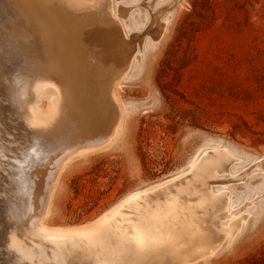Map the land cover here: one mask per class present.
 I'll use <instances>...</instances> for the list:
<instances>
[{
  "label": "rangeland",
  "instance_id": "1",
  "mask_svg": "<svg viewBox=\"0 0 264 264\" xmlns=\"http://www.w3.org/2000/svg\"><path fill=\"white\" fill-rule=\"evenodd\" d=\"M97 1H77V5H101L81 10L84 15L69 11L68 28L73 29H65L70 37L66 35L64 42L70 47L55 55L64 63L54 67L61 72L67 67L78 78L73 80L74 89H68L59 72L46 71L44 64L54 62L48 47L42 45L39 54L32 49L23 53L21 79L31 73L51 74L70 96L63 102L59 86L58 109L46 101L32 105L49 112L45 117L53 125L46 132L26 125L18 104L3 102L10 84L0 74V138L4 139L0 144L2 154L8 155L0 156V264H264V0ZM13 5L3 4L4 13L12 16ZM97 12L101 23L97 16L92 20ZM16 16L29 34L22 41L32 46L35 40L25 29H30V18ZM73 34L76 42L90 38L80 48L79 41L72 44L68 39ZM73 45L79 46L78 52ZM70 51L73 58L65 61L64 53L70 55ZM73 66L76 70H70ZM117 87L119 99L114 93ZM76 97L87 107L96 102L105 114L103 120L83 128L71 117L78 113L73 108ZM120 122L122 129L110 144ZM88 141L98 149L76 157L60 174L44 223L49 228L75 230L115 214L112 222L95 230L94 240H90L93 235H80L66 239L64 247L57 249L52 244L61 243L62 238L32 236L27 226L44 215L52 181L69 151L89 145ZM30 149L41 159L28 153ZM15 156L18 159H12ZM15 160L25 168L20 166L26 183L19 188ZM215 168L220 170L214 173ZM12 234L35 253L33 259H21L15 253L9 244ZM138 235L144 243L137 240Z\"/></svg>",
  "mask_w": 264,
  "mask_h": 264
},
{
  "label": "bare ground",
  "instance_id": "2",
  "mask_svg": "<svg viewBox=\"0 0 264 264\" xmlns=\"http://www.w3.org/2000/svg\"><path fill=\"white\" fill-rule=\"evenodd\" d=\"M79 2V0H66L65 2L63 1V0H58V1H56V0H5V2L2 0V2L0 3V23L2 24V27L0 28V74H1V77L5 80V82L6 83H9L10 84V87H9V90H10V94H9V96L5 99V98H3L2 100H3V102L6 104L7 102L8 103H10V104H12V105H16V104H18V105H16L17 107H19L20 106V109H23L22 111V115L23 116H21L20 115V117H22L23 119L25 118V120H26V122L28 123V124H26V125H29L30 127H32V128H35L36 130H39V131H41L42 132V130H45V132L48 130V128H51L50 126L51 125H53L52 123H49L48 122V120H47V118L45 117V115L47 114V113H49V112H47L43 107H33L32 105H35V103L37 102V103H40V102H42V101H46L47 102V104L49 105V107L51 108L52 106H54L55 104L57 105V109H58V107H59V104H60V102H59V100H60V96H61V93L59 92V90L57 89V87H59L60 86V84L57 82V81H55L54 80V78H52V77H50V75H48V74H46V75H39L40 73H38V74H35V73H31L30 75H28L27 74V76H29L28 78L26 77V78H24V79H21V77H19L20 76V74H19V69L21 68V67H23V63H22V59H23V57H24V54L23 53H25V52H28V51H30V50H28V49H32V51L34 52V53H36V54H39V51L41 50V46L42 45H45L46 47H48L49 48V50H50V52L54 55V58H53V60H54V62L53 61H49V62H47L46 64H44V67H45V69H46V71L48 72V73H51V71H52V73H57V72H59L58 74H62V76H63V79L62 80H64V83H65V85H67V87H68V89L71 91V89L73 88L74 89V79H75V81H78V80H76V79H78V78H74L75 76H73V74L70 72L69 73V71H68V69L69 68H67L66 67V69H65V67H63L62 68V70H63V72H61L60 70H59V68L58 67H54V65L58 62V56H55L56 54H58L59 55V53H60V51L62 50V49H64V47L66 48V46H68V47H70L66 42H64V40H65V38L67 39V37H65L66 35H69L68 37H70V33L68 32L69 31V29L71 28V31L70 32H72V29H73V27L71 26H69V28H68V23H69V21H70V17L68 16V14H69V11L70 10H75L74 12H76V11H80V12H82L81 10H83V9H86V8H90V9H92V7L94 8V9H92V10H95L96 9V7L97 6H95V3H93V4H88V5H77V3ZM104 1H107V0H104ZM11 2H13L14 3V5H13V9H14V11H12L11 13L13 14L12 16H11V14H9V13H7V11H6V13H4V7L2 6L3 4H5V3H11ZM89 2V1H88ZM97 2H99V0L97 1ZM103 4H105L104 2H103ZM102 4V5H103ZM101 6V5H100ZM100 6H98V7H100ZM104 6V5H103ZM9 7H10V4H9ZM97 7V8H98ZM103 8V7H102ZM102 8H100V10H102ZM104 8H105V6H104ZM98 10V9H97ZM96 10V11H97ZM72 11V12H73ZM87 11V10H86ZM106 11V10H105ZM104 10L102 11V12H105ZM72 13L73 15H77V14H75V13ZM80 12H79V14H80ZM91 12V11H90ZM89 12V13H90ZM92 12H94L95 13V11H92ZM100 13H101V11H99ZM83 14L82 15H84V11L82 12ZM88 13V12H87ZM107 13V12H106ZM16 14H25L26 15V17H29L30 19V21H31V25H30V29L29 28H25V29H28V30H30V33L32 34V36H33V39L35 40L34 41V43H33V45L32 46H30V45H27V44H25L23 41H22V39H24L25 37H26V35L27 36H29V34L28 33H25V31L24 30H22L23 28H21V25H20V23H21V21H17L18 19L16 18L17 16H16ZM97 15H92L93 16V19L92 20H95L94 19V17H96L97 16V18H98V15H100V14H98V12L96 13ZM81 15V16H82ZM86 15H88V14H86ZM86 15H85V17H86ZM90 15V19H91V16ZM78 16V15H77ZM89 16V15H88ZM18 17H20V15H18ZM22 17V16H21ZM74 17H76V16H74ZM100 16H99V18L97 19V20H100ZM28 20V21H29ZM81 20V19H80ZM87 20V19H86ZM89 20V19H88ZM17 22V26H14L13 25V22ZM85 21V20H84ZM90 21V20H89ZM14 22V23H15ZM101 22H103V21H101L100 20V23ZM77 23V22H76ZM79 24L81 23H83V22H78ZM90 23V22H89ZM93 23V22H92ZM95 23H97V22H95ZM78 24V25H79ZM16 25V24H15ZM78 25H75V27L76 26H78ZM83 25H85V24H83ZM82 25V26H83ZM90 25V24H89ZM89 25H88V27H89ZM98 25H99V23H98ZM81 26V27H82ZM74 27V28H75ZM80 27V28H81ZM100 27V26H99ZM78 28V27H77ZM85 28H86V26H85ZM101 28H103V27H101ZM68 29V31H66V30ZM99 29V28H98ZM76 30V29H75ZM91 30H94L95 31V28L93 29H91ZM91 30H89V31H91ZM103 30H104V28H103ZM85 31V30H84ZM87 31V30H86ZM93 31V32H94ZM97 31V30H96ZM95 31V32H96ZM77 32H79L78 30H77ZM99 32V31H98ZM69 33V34H68ZM73 33H74V31H73ZM85 33H87V32H85ZM102 33V32H101ZM105 33V32H104ZM78 34V33H77ZM91 33H89V35H90ZM95 34V33H94ZM74 35V34H73ZM86 35V34H85ZM85 35H83V36H85ZM89 35H87V37H89ZM96 35H97V33H96ZM96 35H94V36H96ZM80 36H81V34H80ZM92 36H93V34H92ZM91 36V37H92ZM93 36V37H94ZM73 37H75V35L74 36H72L71 35V39L70 38H68L69 40H70V42H71V40L73 39ZM86 37V38H87ZM32 38V37H31ZM76 38V37H75ZM74 38V39H75ZM83 38H85V37H83ZM85 38V39H86ZM90 38V37H89ZM77 39V38H76ZM76 39L75 40H72V44H73V42H76ZM84 39V41H82L81 42V40L79 41V39H78V41L80 42L79 44H81V43H83V42H86V40ZM94 40H96V37H95V39ZM27 41V40H26ZM78 41L76 42V44H78ZM91 41V40H90ZM36 42H39V44H37ZM96 41H94V43H95ZM92 43V42H91ZM71 44V45H72ZM75 44V43H74ZM76 46V47H75ZM73 45L72 46V48H77L76 49V51L78 52L79 51V49L80 48H82L83 47V45L81 44V46H80V48L78 49V47L79 46H77V45ZM71 48H69L68 50H70ZM68 50H67V52H68ZM85 50V49H84ZM66 50H64V52H65ZM72 52H73V49L71 50ZM70 51V55H68V53L66 52V53H64V54H66V56L64 55L63 56V53H61L62 54V56L63 57H65L64 58V60L66 61V59H68V58H73V55H74V53H73V55L71 54L72 52ZM76 51H75V56L74 57H76ZM81 51V50H80ZM82 52V51H81ZM80 53V52H79ZM79 53H78V55H77V57L79 56ZM52 55V56H53ZM68 55V56H67ZM29 56V55H28ZM33 56V55H32ZM70 56V57H69ZM72 56V57H71ZM61 57V56H60ZM68 57V58H67ZM82 57V56H81ZM32 58V57H31ZM61 59H63V58H61ZM75 59V58H74ZM73 59V60H74ZM82 59V58H81ZM60 60V59H59ZM63 60V61H64ZM76 60H77V58H76ZM76 60H75V62H76ZM80 60V59H79ZM79 60H77V61H79ZM62 61V62H63ZM81 61H83V60H81ZM41 62V61H40ZM60 62H61V60L58 62L59 64H60ZM70 62H72V60H70ZM69 62V63H70ZM41 63H43V62H41ZM64 63V62H63ZM63 63H61L62 65H63ZM67 64H68V62H66ZM77 63H80V61L79 62H77ZM83 63H84V61H83ZM83 63H81L82 65H84ZM60 64V65H61ZM66 64V65H67ZM70 64H73V63H70ZM42 65V64H41ZM60 65H58L59 67H60ZM82 65H80V69L82 68L81 66ZM27 66V65H26ZM28 67H30V66H28ZM73 67H75V66H73ZM85 67V66H84ZM54 68V69H53ZM22 69V68H21ZM20 69V70H21ZM76 70V67L75 68H71L70 67V70ZM79 69V68H78ZM78 69H77V71H78ZM25 69H24V67H23V71H24ZM22 71V70H21ZM22 71V72H23ZM82 71V70H81ZM22 72H20V73H22ZM36 72V71H35ZM37 72H39V71H37ZM80 72V71H79ZM68 73H69V75H68ZM83 73V72H82ZM33 74V75H32ZM76 74V73H75ZM80 75H81V73H79ZM21 75H24V74H21ZM54 75V74H53ZM77 75H78V72H77ZM19 77V79H17ZM77 77V76H76ZM79 77V76H78ZM15 79H17L18 81H17V83H16V81H15ZM121 81V80H120ZM117 82V81H116ZM63 83V82H62ZM8 84V85H9ZM78 84H81L80 83V80H79V83ZM77 84V85H78ZM81 86H82V84H81ZM61 87V86H60ZM65 88H67L66 86H64ZM114 87V86H113ZM62 88V87H61ZM64 88V89H65ZM82 88V87H81ZM63 88H62V94H63V102H64V100H65V96H66V98H68V100L70 99V96H67V93H68V90L67 91H65ZM118 87L116 88V89H114V90H116L114 93H115V98H117V99H119V91H118ZM78 90H79V87H78ZM77 90V91H78ZM113 90V91H114ZM84 93V92H83ZM66 94V95H65ZM79 94V93H78ZM92 95V94H91ZM113 95V94H112ZM6 97V96H5ZM72 97V96H71ZM83 97H84V95H83ZM88 97V96H87ZM88 99V98H87ZM58 100V101H57ZM91 100V99H90ZM71 101V100H70ZM86 101V100H85ZM92 102H94V101H92ZM8 103H7V106H8ZM5 104H2V105H5ZM88 104V103H87ZM96 104V102H94L92 105H94L93 107H87V106H85V104H84V102H82V100L81 99H79L78 97H76L75 99H74V102H73V108H74V110L77 112L78 111V113L77 114H75V115H72L71 117H75L79 122H80V125L84 128V127H87V126H91V127H93V126H96L97 125V123L98 122H100V121H102L103 120V118H104V112L101 110V109H99L98 108V105H95ZM12 105H10L11 106V108H12ZM14 109H16V107L14 108ZM18 109V108H17ZM17 109H16V111H17ZM19 109V110H20ZM56 109V110H57ZM62 110H61V115H62V111H63V103H62V108H61ZM54 110V109H53ZM53 110H51L52 112H53ZM50 111V110H49ZM55 111V110H54ZM11 112H13V111H11ZM65 112V111H64ZM1 113V112H0ZM15 113V112H14ZM18 113V112H17ZM21 113V112H20ZM18 115V114H17ZM61 115H60V117H61ZM11 117V116H10ZM18 117V116H17ZM51 117V116H50ZM49 117V118H50ZM60 117H59V119H60ZM65 117V116H64ZM1 118H3L2 116H1ZM55 118V116L54 117H52L51 118V120H53ZM9 119V118H8ZM20 119V118H19ZM23 119H21L22 121H23ZM58 119V120H59ZM68 119H70L69 117H68ZM24 120V121H25ZM13 121V120H12ZM18 121V120H17ZM50 121V120H49ZM5 122V121H4ZM69 122V121H68ZM70 122H71V120H70ZM123 122V121H122ZM122 122H120V124L118 125V127L115 129L116 131H115V135L113 136L114 138H110V144H111V142L116 138V136L118 135V133L120 132V130L122 129ZM12 123V122H11ZM5 125V124H4ZM14 125V124H13ZM55 125H56V123H55ZM71 125H73V124H71ZM7 126V125H6ZM29 127V128H30ZM0 128H2V127H0ZM3 128H4V126H3ZM115 128V127H114ZM28 129V128H27ZM31 129V128H30ZM87 129V128H86ZM32 130H34V129H32ZM31 130V131H32ZM35 130V131H36ZM84 130V129H83ZM3 131V130H2ZM1 132V131H0ZM43 133V132H42ZM4 134H6V133H4ZM35 134V133H34ZM33 134V135H34ZM2 135V134H1ZM32 135V136H33ZM37 136H42L41 135V133H39V135L38 134H36ZM4 136V135H3ZM16 137V136H15ZM34 137H36L35 135H34ZM43 137H44V135H43ZM42 137V138H43ZM33 138V137H32ZM39 138V137H38ZM62 138V137H61ZM67 138V137H66ZM3 139V138H2ZM2 139L0 138V141H2ZM12 139H13V136H12ZM11 139V140H12ZM29 139H31V138H29ZM44 139V138H43ZM43 139H42V141H43ZM56 139V138H55ZM58 139V138H57ZM60 139V138H59ZM67 139H69V138H67ZM4 140V139H3ZM15 140V139H14ZM13 140V141H14ZM38 140H40V139H38ZM38 140H36V138H35V141H38ZM45 140V139H44ZM61 140V139H60ZM64 140V139H63ZM11 142V143H13L14 144V142ZM32 141V140H31ZM41 141V142H42ZM103 141V140H102ZM23 142V141H22ZM67 142V141H66ZM66 142H64L63 141V143H66ZM89 142V141H88ZM106 142V141H105ZM26 143V142H25ZM34 143V142H33ZM58 143V142H57ZM93 142H89L88 144L89 145H83V146H81V147H76V149L74 148V150H72L73 152L71 153V154H69L70 153V151H69V153H68V155H67V158L65 159V161H63V163H62V167L60 168V171H58V173H56V174H58V177H56L53 181H52V187L53 188H51V189H53L52 191H50L51 193H50V195H49V198H50V201L48 202V204H47V207H46V209H45V213H44V215L42 216V218H40V220L37 222V223H35V221H32V226L30 227L29 225L27 226V227H29V230H31L30 232H28V234L30 233L32 236L33 235H35V236H48V237H59V238H62L63 240H62V242L60 243V242H58V243H55L54 242V244H52V245H55V247L57 248V249H59L60 247H64L63 246V244L62 243H64V241H66V239H69V238H71V239H75V238H79V236L80 235H82V236H80V237H83L84 238V236H86L85 238H90V237H92V235H93V233L94 232H96L95 230H97V228L98 227H100V226H102V225H104V224H107L109 221H111L112 222V220H111V217H112V215L113 214H115L114 212L115 211H113V212H111V213H108V214H106V215H104V216H102L101 218H99L98 220H96L95 222H93V223H91V224H88V225H84V227L85 228H81V227H83V226H81L80 228L81 229H75V230H66V229H63V228H49L45 223H44V221H45V219H46V217L49 215V213H50V208H51V200H52V195H53V193H54V191L56 190V187H57V185H58V181H59V177H60V174L64 171V169L70 164V162L71 161H73V160H75V159H77L76 157H80L81 155L82 156H85V154H87L88 155V153H91V152H93V151H95V150H97L98 149V146H94V143L92 144ZM100 144L99 145H102L101 144V142H99ZM109 143H108V146H109ZM2 144H3V141H2ZM2 144H0V156L1 157H6V156H8V155H3L2 154V152H1V149H2V147H4ZM4 144H5V142H4ZM16 144H19V143H16ZM28 144V143H27ZM46 144V143H45ZM55 144V143H54ZM67 144H68V142H67ZM66 144V145H67ZM91 144V145H90ZM10 145V143H8V146ZM15 145V144H14ZM26 145V144H25ZM38 145H41V144H38ZM38 145L36 146L35 144H34V146H36V147H38ZM50 145V144H49ZM48 145V146H49ZM53 145V144H52ZM57 145V144H56ZM62 145H64V144H62ZM97 145H98V142H97ZM104 145V144H103ZM2 146V147H1ZM59 146H60V144H59ZM6 147V146H5ZM25 147V146H24ZM32 147V146H31ZM43 147V146H42ZM101 147V146H100ZM107 147V146H106ZM14 148V147H13ZM16 148V147H15ZM23 148V147H22ZM26 148V147H25ZM33 148V147H32ZM31 148V149H32ZM41 148V147H40ZM55 147H53V149H54ZM105 148V147H104ZM6 149V148H5ZM28 149V148H27ZM27 149L25 150L26 152H27ZM30 149V152H28V153H33L32 152V150ZM38 148H36V150H37ZM42 149V148H41ZM48 149H50V148H48ZM62 149H64V148H62ZM67 149V148H66ZM3 150V149H2ZM8 150V149H7ZM34 150V149H33ZM36 150H35V152H36ZM55 150H57V149H55ZM60 150V149H59ZM69 150H70V146H69ZM76 150V151H75ZM100 150V149H99ZM4 151V150H3ZM53 151V150H52ZM75 151V152H74ZM9 152V151H8ZM44 152H46V151H44ZM47 152H49V151H47ZM66 152V151H65ZM4 153V152H3ZM10 153V152H9ZM8 153V154H9ZM36 153H38V152H36ZM35 153V154H36ZM43 153V152H42ZM41 153V154H42ZM54 153H56V152H54ZM57 153H58V151H57ZM22 154V153H21ZM24 154V153H23ZM26 154V153H25ZM30 154V155H31ZM34 153H33V156L35 155ZM44 154V153H43ZM47 154H49V153H47ZM47 154H45V155H47ZM12 155H15V154H11L10 156H12ZM17 155V154H16ZM28 154H26L25 156L26 157H28L29 156V158H31L30 157V155H28ZM39 154H36L35 156L37 157ZM18 156V155H17ZM17 156H15L14 158L12 157V159H18V158H16ZM24 156V157H25ZM43 155H41L40 157H42ZM47 156H49V155H47ZM23 157V158H24ZM25 157V158H26ZM46 157V156H45ZM44 157V158H45ZM66 157V156H65ZM47 158V157H46ZM3 159V158H2ZM36 159H39L38 157L36 158ZM35 159V160H36ZM41 159V158H40ZM39 159V160H40ZM48 159V158H47ZM4 160H6V158L4 159ZM3 160V161H4ZM22 160V159H21ZM26 160V159H25ZM25 160H23V161H25ZM28 160V159H27ZM26 160V161H27ZM38 160V161H39ZM45 160V159H44ZM217 160V159H216ZM0 161H1V159H0ZM7 161V160H6ZM24 162V163H26V165H27V162L29 161H27V162ZM32 161V160H31ZM37 161V160H36ZM12 161H10V163H11ZM13 162H15V164L16 165H14L13 164ZM12 162V164L16 167L14 170H13V172H14V176L16 177V178H18V181H19V183H18V188H19V185L20 186H22L21 184H24V183H26L25 182V178H24V174L22 173V170H24L23 169V167L19 164V162H21L20 160H15V161H13ZM33 162V161H32ZM212 162V161H211ZM210 161H209V164L211 163ZM23 163V164H24ZM40 163V162H39ZM207 163V162H206ZM215 163V162H214ZM11 164V165H12ZM29 164V163H28ZM201 164V163H200ZM208 164V163H207ZM206 164V165H207ZM207 165L208 166V168L211 166V165ZM1 165H2V163H0V167H1ZM5 165V164H4ZM30 165H32V164H30ZM37 165V164H36ZM39 165V164H38ZM202 165H205L204 163L202 164ZM205 165V166H206ZM212 165H214L213 163H212ZM215 165H216V163H215ZM20 166L22 167V170H21V168H20ZM60 166V165H59ZM194 166H195V164L193 165V167L192 168H194ZM4 168H7L6 167V165L5 166H3ZM2 167V168H3ZM11 167H13V166H10V168ZM3 168V169H4ZM9 168V167H8ZM9 168V169H10ZM197 168V167H196ZM203 168V167H202ZM218 168H220V166L218 167ZM218 168H215L216 170H214V173H215V171H217V169ZM12 169V168H11ZM55 169H56V167H55ZM200 169V168H199ZM203 169H205V168H203ZM202 169V170H203ZM207 169V168H206ZM8 170V169H7ZM201 170V171H202ZM208 170V169H207ZM218 170H220V169H218ZM1 171V170H0ZM5 171V170H4ZM3 171V172H4ZM205 171L206 170H204L203 172L205 173ZM10 172L11 171H8L7 173H9L10 174ZM200 172V171H199ZM208 172V171H207ZM210 172H211V170H210ZM1 173V172H0ZM5 173V172H4ZM6 174V173H5ZM3 175V173H2V175L3 176H5L6 177V175ZM11 174H12V172H11ZM27 174V173H26ZM208 174H211V173H209L208 172ZM213 174V173H212ZM211 174V175H212ZM1 175V174H0ZM206 175H207V173H206ZM205 175V176H206ZM8 176V175H7ZM9 176H11V175H9ZM204 176V177H205ZM210 176V175H209ZM208 175H207V179H209L208 177H209ZM1 177V176H0ZM14 177V178H15ZM12 179H14L13 178V176L11 177ZM11 178H9V179H11ZM16 178H15V180L14 181H16ZM201 178V177H200ZM199 178V179H200ZM6 179V178H5ZM4 179V180H5ZM203 179V178H202ZM217 179V178H216ZM2 180H3V178H2ZM180 180V179H179ZM203 180H205V179H203ZM212 180V179H211ZM8 181V180H7ZM12 181V180H11ZM26 181H27V179H26ZM200 181V180H199ZM4 182V181H3ZM6 182V181H5ZM206 182V181H205ZM2 183V182H1ZM6 183H8V182H6ZM13 183V182H12ZM28 184V183H27ZM186 184V183H185ZM194 184V183H193ZM4 185H5V183H4ZM13 185V184H12ZM14 185H15V182H14ZM7 187V186H6ZM9 187H11L10 185H9ZM13 187H15V186H13ZM12 187V188H13ZM24 188H27V186L25 187V186H23ZM16 188H17V186H16ZM30 188V187H29ZM11 189V188H10ZM14 189V188H13ZM34 189V188H33ZM22 190H23V188H22ZM22 190L20 191V189H18V191H20V192H22ZM30 190V189H29ZM193 190V189H192ZM11 191V190H10ZM194 191V190H193ZM12 192H13V190H12ZM19 192V193H20ZM26 192V191H25ZM16 193V192H15ZM14 193V194H15ZM28 193V192H27ZM194 193V192H193ZM4 195V194H3ZM12 195V194H11ZM24 195H26V194H24ZM210 197L212 196V195H209ZM208 196V199H211L210 197ZM227 196V195H226ZM5 197V196H4ZM3 197V198H4ZM15 199L17 198L16 196H13ZM26 197H28V195L26 196ZM26 197H23L24 199L26 198ZM215 196H213V198H214ZM221 197V196H220ZM224 197H225V195H224ZM48 198V199H49ZM147 198V197H146ZM146 198H145V200H146ZM206 198V197H205ZM208 199L206 200H203L202 202H203V205L205 204V202L206 201H208ZM10 201V200H9ZM25 201V200H24ZM24 201H22V202H24ZM161 201V200H160ZM215 201V200H214ZM218 201V200H217ZM216 201V202H217ZM229 203H230V201H228ZM27 203V202H26ZM143 203V202H142ZM148 203V202H147ZM195 203V202H194ZM199 203V202H198ZM208 203V202H207ZM206 203V204H207ZM210 203V202H209ZM220 202H217V204H219ZM196 204V203H195ZM212 204V203H211ZM211 204H209L210 206H211ZM214 204H216L215 202H214ZM147 205V204H146ZM184 205V204H183ZM25 206V205H24ZM45 206V205H44ZM216 206V205H215ZM220 206V205H219ZM224 206V205H223ZM229 206H231V204H228L227 206H226V208L227 209H229L228 207ZM153 207V206H152ZM215 208V207H214ZM19 209V208H18ZM143 209V208H142ZM179 209V208H178ZM29 210V209H28ZM5 211V210H4ZM178 211V210H177ZM138 212V211H137ZM214 212H216L215 210H214ZM135 213V212H134ZM171 213V212H170ZM212 213V212H211ZM30 214V213H29ZM117 214V213H116ZM142 214V213H141ZM190 214V213H189ZM234 214V213H233ZM238 214H240V212L238 213ZM238 214H236L234 217H236V218H238L239 216H238ZM31 215V214H30ZM146 215V214H145ZM218 215V214H217ZM114 216V215H113ZM116 216V215H115ZM172 216V215H171ZM32 217V216H31ZM137 217V216H136ZM35 218V217H34ZM115 218V217H114ZM169 218H171V217H169ZM27 219V218H26ZM25 219V220H26ZM30 217H29V221H30ZM39 219V218H38ZM140 219V218H139ZM142 219V218H141ZM196 219V218H195ZM24 220V221H25ZM223 220V219H222ZM166 221V220H165ZM196 221V220H195ZM203 221V220H202ZM238 221V220H237ZM169 222V221H168ZM30 223V222H29ZM140 223H142V222H140ZM10 224V223H9ZM170 224V223H169ZM195 224V223H194ZM135 225V224H134ZM200 225V224H199ZM158 226V225H157ZM191 226V225H190ZM73 228V227H72ZM78 228V227H77ZM134 228H136V227H134ZM27 229V228H26ZM68 229H70V228H68ZM99 229V228H98ZM169 229V228H168ZM202 229V228H201ZM224 229V228H223ZM230 230V229H229ZM98 231V230H97ZM192 231V230H191ZM224 231V230H223ZM222 231V232H223ZM227 231V230H226ZM186 233V232H185ZM195 233V232H194ZM224 233V232H223ZM95 234V233H94ZM13 236L11 237V239H10V242H9V244H11V247L15 250V253H17V255L21 258V259H31L32 257H33V255H35V253L34 252H32L31 251V249L29 250V249H26V248H24V246H22L21 245V243H19L18 241H17V239L15 238V236H14V234H12ZM87 235H89V236H87ZM195 235H197V234H195ZM94 236V235H93ZM167 236V235H166ZM31 237V236H30ZM157 237H159V236H157ZM156 237V238H157ZM192 237V236H191ZM218 237V236H217ZM95 239V236H94V238H92V239H90V240H94ZM103 239V238H102ZM148 239V238H147ZM197 239H199L198 238V235H197ZM137 240L140 242V243H144V239H143V237L141 236V235H138V237H137ZM172 240V239H171ZM191 240V239H190ZM201 240H202V238H201ZM204 241V240H203ZM209 241H210V239H209ZM139 242H137V243H139ZM51 243H53V242H51ZM173 243H175V241L173 242ZM94 244V243H93ZM121 244V243H120ZM88 245H90V244H88ZM143 245V244H142ZM146 245H147V243H146ZM159 245V244H158ZM166 245V244H165ZM215 245V244H214ZM77 246V245H76ZM76 246H75V248H76ZM151 246V245H150ZM150 246H149V248H150ZM160 246V245H159ZM173 246V245H172ZM90 247V246H89ZM93 247V245H91V248ZM148 248V249H149ZM176 248V247H175ZM97 249V248H96ZM7 250V249H6ZM6 250H5V253H6ZM9 250V249H8ZM56 250V249H55ZM64 250H66L65 248H64ZM150 250V249H149ZM61 251H63L62 249H61ZM147 251V250H146ZM160 251V250H159ZM208 251V250H207ZM206 251V252H207ZM10 252V251H9ZM205 252V253H206ZM209 252H210V254L213 252V250L212 249H209ZM209 252H208V254H209ZM39 253V252H38ZM127 253V252H126ZM97 254V253H96ZM11 255H12V253H11ZM11 255H9L10 256V258H12V257H14V256H11ZM14 255V254H13ZM17 255H15V258H17L16 256ZM44 254H43V252L42 251H40V256H43ZM101 256V255H100ZM144 256V255H143ZM34 257H36L37 258V256H34ZM39 257V256H38ZM9 258V259H10ZM52 258V257H51ZM130 258V257H129ZM136 258H137V256H136ZM7 259V258H6ZM33 259V258H32ZM103 259V258H102ZM17 260H18V258H17ZM43 260V259H42ZM139 260V259H138ZM8 261V260H7ZM20 261V260H19ZM10 262H12V261H10ZM16 262V261H15ZM22 262H24V261H22ZM103 262V261H102ZM151 262V261H150ZM13 264H14V262H12ZM18 263V262H17ZM110 263V262H109ZM122 263H123V261H122ZM190 262H188V264H189ZM19 264H21V263H19ZM23 264V263H22ZM94 264H96V263H94Z\"/></svg>",
  "mask_w": 264,
  "mask_h": 264
}]
</instances>
